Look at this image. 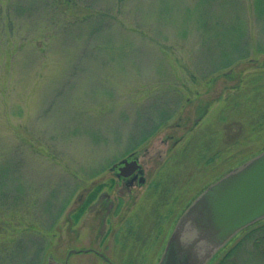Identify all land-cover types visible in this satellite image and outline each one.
Returning <instances> with one entry per match:
<instances>
[{"label": "rangeland", "instance_id": "rangeland-1", "mask_svg": "<svg viewBox=\"0 0 264 264\" xmlns=\"http://www.w3.org/2000/svg\"><path fill=\"white\" fill-rule=\"evenodd\" d=\"M256 2L0 0V264H89L90 242L157 263L185 207L264 147ZM131 152L146 181L122 197L110 167ZM100 184L122 202L103 238V210L82 213ZM249 242L236 263L264 264Z\"/></svg>", "mask_w": 264, "mask_h": 264}, {"label": "water", "instance_id": "water-1", "mask_svg": "<svg viewBox=\"0 0 264 264\" xmlns=\"http://www.w3.org/2000/svg\"><path fill=\"white\" fill-rule=\"evenodd\" d=\"M261 221L264 149L229 169L185 207L156 264H214L233 239ZM46 264L56 263L49 256Z\"/></svg>", "mask_w": 264, "mask_h": 264}, {"label": "flooded vegetation", "instance_id": "flooded-vegetation-1", "mask_svg": "<svg viewBox=\"0 0 264 264\" xmlns=\"http://www.w3.org/2000/svg\"><path fill=\"white\" fill-rule=\"evenodd\" d=\"M110 170L115 175V181L113 182L117 186V191H119L122 197L123 195H130L132 193V189L134 186L143 185L146 181L143 166L139 163L138 158L135 156V152H131L122 159L118 160L116 163H113L112 166L110 167ZM101 188L103 189L102 184L96 186L86 195L85 200L82 202V211L83 209L85 211V209H89V208L95 209V211H97L96 208H100V211L103 210L102 212H104V214L100 222L102 227H100L99 229L100 231L96 234V237L99 236L100 238H103L102 236L106 235V232L103 229L105 223L102 221L104 219V216L108 217L110 212H113V210L115 211L118 210L122 202L119 204L117 203V205L116 204L114 205V203L110 202L109 194L106 192H102ZM164 190L166 189L164 188ZM164 204L165 203H162V206H164ZM106 206L107 208H105ZM84 211L82 213H84ZM126 224L127 223L125 222L116 229L117 237H115V241L118 240L119 238L123 239L122 246L124 248H128L129 244L133 240L136 241L138 237L136 234L130 231V228L127 227ZM164 230H162L159 236H157L159 239L160 236L163 234ZM91 235H92L91 232H88V236ZM126 238H127V242H126ZM130 245L132 246V243ZM105 247L106 245H103L102 243L93 244V242H90L86 246H83L80 252H82V254H91L94 256L93 259H89L91 264H116L112 256H108L105 253L106 251ZM69 253L70 250L67 252L64 260L61 261L63 262L62 264H64L65 262L68 263L67 259L72 254ZM82 262L83 264H85L84 261ZM132 262L134 261H131V263ZM141 262L142 264H146L145 261H141ZM55 263L58 264L59 262L56 260Z\"/></svg>", "mask_w": 264, "mask_h": 264}, {"label": "trees", "instance_id": "trees-1", "mask_svg": "<svg viewBox=\"0 0 264 264\" xmlns=\"http://www.w3.org/2000/svg\"><path fill=\"white\" fill-rule=\"evenodd\" d=\"M264 0H257L255 4V9L257 11L256 7H259V9L263 12L264 11ZM225 77L233 78L234 71L230 69L228 72H225L223 74ZM216 79H214L215 81ZM262 127H264V115L262 116ZM260 125V124H259ZM261 126V125H260ZM250 241V245H254V252L255 254L262 260H264V222H259L246 230H244L240 236L238 237V240L235 244H233L231 247H229L225 252H223V255L218 257L215 260V264H237L234 255L235 253L240 249H243V245H245L248 241ZM256 256V257H257Z\"/></svg>", "mask_w": 264, "mask_h": 264}]
</instances>
